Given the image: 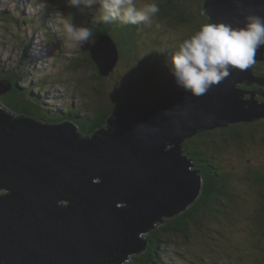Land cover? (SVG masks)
<instances>
[{
    "label": "water",
    "instance_id": "1",
    "mask_svg": "<svg viewBox=\"0 0 264 264\" xmlns=\"http://www.w3.org/2000/svg\"><path fill=\"white\" fill-rule=\"evenodd\" d=\"M203 11L207 23L240 27L248 14L264 16V0H206ZM91 55L103 76L120 59L108 34ZM262 55L264 46L253 61ZM254 83L264 86V76L251 63L200 96L172 84L163 95L119 103L87 136L69 120L0 106V264H123L145 250L143 233L187 210L203 190L184 141L264 117V89L241 86ZM11 88L0 81V94Z\"/></svg>",
    "mask_w": 264,
    "mask_h": 264
},
{
    "label": "rangeland",
    "instance_id": "2",
    "mask_svg": "<svg viewBox=\"0 0 264 264\" xmlns=\"http://www.w3.org/2000/svg\"><path fill=\"white\" fill-rule=\"evenodd\" d=\"M139 2L143 0H138ZM198 2L199 0H193V3L190 1V6L194 4L196 7ZM40 3L41 0H0V71L4 74L5 72L13 74V71L18 70L15 79L19 82L21 90H26L21 97L23 99L21 104H27L31 112L36 110L50 116V111L55 108L52 104L58 103L59 107L71 106L72 109L78 107L81 108L82 113L93 115L91 111L93 106L102 103L103 107L109 103L107 98L104 97L101 102L102 99L97 97L99 78L96 79L94 75V70L97 69L92 68L87 62L80 68L74 65L79 59L84 58L83 54L87 48H82L86 44L66 46L54 31V23L55 13L60 9L65 13H75L74 22L83 24L92 30L97 23L102 24L98 19L99 13L93 9L86 14H81L75 9L66 7L65 0H48V6L44 9L40 8ZM194 6L193 9L190 8L191 11L195 9ZM161 14L159 12L149 24L134 25L136 29L132 30L134 38L128 45V53L119 59L115 66L116 72L113 71L105 76L110 91L117 90L122 93V86L125 83L135 84L138 74H135L131 68L140 66L143 62L145 64L148 62V67L151 68L148 78L155 82L158 74L156 49L170 48L175 43L179 44L186 39L185 35L193 34L189 26L183 23L177 24L163 14V20L159 22L158 27H155L154 22ZM114 23H110L112 27ZM126 26L130 25L121 23L119 30L125 29ZM23 41L26 43L25 47L29 48L28 51L25 50ZM103 46L106 48V44ZM116 46L118 47L117 43ZM152 50L156 53L146 55L147 51L149 53ZM166 72L170 73L168 69ZM116 82L121 88L113 87ZM153 86L147 90H154L155 86L160 85L153 83ZM34 88L40 93L39 95L34 93L36 92ZM138 89V85L135 84L125 94L130 98L137 94L141 95L140 99L146 98L143 92L139 93ZM49 95L53 96L51 97L52 104L48 102ZM126 96L116 102H111L109 107L115 109L119 102L127 100L130 102ZM1 106L6 110L8 108L2 103ZM258 127L264 135V120H261L254 126L243 128L241 130L243 140L234 146L227 147L218 144L219 151L224 152L228 158L233 160L232 164L229 162L232 168L229 166L227 168L229 170L237 168L242 173V177L246 176L243 184H249L252 180L257 183V177L263 175L262 170L255 168V165L258 162L260 164L264 162V142L259 139L252 140L249 137L259 130ZM253 167L255 169L252 170L250 177L246 173ZM231 176L235 180L239 173ZM234 180L230 179L231 189L234 186ZM262 187L264 188V185ZM229 191L230 200L233 202L225 203V207L216 206L218 210L214 212V215L203 217L200 225L190 224L188 243L183 244L182 238L177 237V244H171L164 250L168 260L177 264H196L197 262L202 264H264V218L256 217V215L259 216L257 208L260 198L254 191H248L246 185L240 187L237 185L235 190ZM256 192L262 198L261 193ZM149 232L143 233V239L147 240L146 235ZM228 246L235 248V255L232 257L223 254L224 248Z\"/></svg>",
    "mask_w": 264,
    "mask_h": 264
},
{
    "label": "trees",
    "instance_id": "3",
    "mask_svg": "<svg viewBox=\"0 0 264 264\" xmlns=\"http://www.w3.org/2000/svg\"><path fill=\"white\" fill-rule=\"evenodd\" d=\"M190 1L193 3V0H156V2L159 4L161 9L160 13H162L163 16L168 17L170 20L175 21L177 24L183 23L189 26L192 29V32L194 33L195 31L199 30L201 25L207 23L209 19H208V15H206L203 11V7L206 0H199L198 6L196 7L194 6V4L190 6ZM193 6L195 7V9L191 11L190 8L193 9ZM162 14L154 22L155 27L156 26L158 27L159 22L163 20ZM114 24H113L114 26L112 27L110 23L109 24L97 23L95 25V28L94 29L92 28V30L95 37L94 40L98 39L103 34L110 35L113 38L114 42H116L118 45L120 59H121L125 56L126 53H128V45L134 38L132 35L133 33L132 30L136 28H134V25H130V26H126L125 29L119 30V26L121 25V22L117 20L116 23ZM186 36L187 38L189 37L188 35H185V37ZM95 42L96 41H94V43ZM94 43L92 44L89 43L83 46L82 49L87 48V50L83 54L84 58L79 59V61H77L74 64L75 66H77V68H80L87 62L92 66V68L95 67L97 69L94 70V75L96 76V79L99 78L97 97L99 99H102L100 100L101 102L104 100V97L105 99L107 98L109 101V103L103 107L101 106L102 103L98 104L97 106H93L91 108L92 109L91 111H93V115L82 113L81 108L79 109L78 107L72 109L71 106L59 107L60 105L58 103L52 104L53 99H51V97L53 96L51 95L48 96L49 97L48 102H51V104L55 108H53V110L50 111V116L41 114L36 110L34 112H31L30 110H28L27 104L25 105L21 104V101L23 100L21 97H23L26 90L22 91L19 82L15 79L17 78L16 75L18 74V70L13 71L14 72L13 74L10 72H5L4 74L1 73L0 71V79H6L12 83V88L10 91L6 92L5 94H0V106L1 103L6 105V107H8L7 110L15 116L26 115L35 119L41 118L43 120H46L47 122L60 121L62 123L64 121L71 120L80 126L81 134L86 136L89 133L94 134L100 127L104 125L108 116L112 114V112L118 107L119 103L121 102L116 104L115 109L110 108L109 104L111 102L118 101V99L122 98L123 96H126L125 93L129 88L133 87V85L137 84L139 88L138 89L139 93L143 92V95H145L146 97L143 99L149 100L152 97L163 95L165 93L166 88L169 85L176 84L172 75L170 73H167L166 71L167 69L169 70L171 54L176 48L175 44L178 43H175L170 48L156 49L158 53L156 62L158 64L157 71L159 75L157 74V80L155 82L148 78V73L150 74L151 72V68L148 67L149 65L148 62H146V64L143 62L140 64V66L137 67L132 66L131 70L133 69L135 74H138L137 75L138 78L135 80V84H130L132 82L125 83V85L122 86V91H123L122 93L117 90L116 91L109 90L107 86L108 80L106 79L105 76L101 75L99 69L97 68L98 66L93 61L91 55V47ZM25 45L26 43H24L23 41V46L25 50L28 51L29 48H26ZM153 53H156V51L152 50L149 53L147 51L146 55H152ZM260 57L262 59L253 61L252 66L254 68L255 73H257L260 76H264V55ZM113 71L116 72L115 68L113 69ZM153 83L158 84L160 86L159 87L155 86L154 90H147V88L154 87ZM241 86L243 89L249 92L256 90L254 86L250 87L246 84H243ZM261 86L262 85H260V87ZM113 87L121 88L120 86H118L117 82L116 84L113 85ZM35 91H36L34 92L35 94L37 95L40 94L37 92L36 89ZM137 95H133V97L131 98L126 96V98L130 99V102L140 101L142 99L139 98L141 97V95L138 96ZM245 97L249 99L251 95L247 94L245 95ZM259 100L261 101L263 100V98ZM29 101L33 103V101H31L30 99ZM56 101H58V98ZM124 103H128V100L125 101ZM33 104L35 105V107H37L35 103ZM15 112L17 113L22 112V113L17 114ZM261 120H264V117L254 119L253 121H249V122L243 121L239 123L236 122L237 124L232 123L227 127H220V128L200 131L197 134H195L193 137H190L186 141H184L183 149L185 154L190 155V158L192 160V163L195 165V168L198 169L204 176L203 190L200 196L197 198V200L193 202L192 205H190V207L187 210L172 217H164L159 222H157L154 229H152L146 235L148 241L145 250L135 254L133 257L131 256L130 258L126 259L123 262V264H126V262L127 264H177L176 262L170 261L166 258V253L164 250L171 244L174 243L177 244L178 242L177 237H181L183 244H187L189 241V234H190L189 225L190 224L200 225L204 219L203 217H208V216L212 217L214 215V212L218 210L216 206L225 207V203L227 204L229 202L232 203L233 201L230 200L231 193L229 190L231 191L233 189L235 190L237 185L239 187L242 185H246L248 186V191L252 190L256 193V195L260 198V203L257 208L259 216L256 215V217L259 219L264 218V188L262 187V185H264V162L263 164H260L258 162L255 165V168L262 170L263 173V175L257 177L256 180L257 183L254 180H252L251 183L249 182V184H243V179H245L246 176L244 175V177H242L241 176L242 173L239 172V169L237 168H236L237 170L235 168L229 170L227 166H229V168H232V166L229 165V162H231L232 164L233 160L228 158L227 155L224 154V152L221 153V151H219L218 149L219 147L218 144H223L224 146L232 147L235 144L241 142L243 140V135L241 133V130L248 126H254L256 122H260ZM258 129L259 130L254 132L255 134L249 137H251L252 140L259 139L261 142H264V135L259 127ZM245 138L246 136L244 137V139ZM255 168L254 167L250 168L246 174L251 177V172ZM238 173L239 176L234 180V177L231 175L234 174L235 176V174ZM231 178L235 181L233 183L234 186L232 187V189H231V185L229 184ZM256 191L261 193L262 198L259 194H257ZM231 247L233 249H231ZM234 249L235 248L233 246H228L227 248H224L223 254L232 257L233 255H235ZM196 264H202V263L197 262Z\"/></svg>",
    "mask_w": 264,
    "mask_h": 264
},
{
    "label": "clouds",
    "instance_id": "4",
    "mask_svg": "<svg viewBox=\"0 0 264 264\" xmlns=\"http://www.w3.org/2000/svg\"><path fill=\"white\" fill-rule=\"evenodd\" d=\"M48 6L41 0L40 8ZM65 6L81 14L95 9L100 22L126 25L149 24L160 12L156 0H65ZM75 13L58 9L54 31L68 47L94 43L93 31L74 22ZM264 46V16L248 14L244 24L205 23L179 43L171 54L169 71L178 88L193 96L205 94L222 82L233 68L246 69L258 48ZM71 121V120H69ZM74 123L73 121H71ZM127 264V262H126Z\"/></svg>",
    "mask_w": 264,
    "mask_h": 264
},
{
    "label": "flooded vegetation",
    "instance_id": "5",
    "mask_svg": "<svg viewBox=\"0 0 264 264\" xmlns=\"http://www.w3.org/2000/svg\"><path fill=\"white\" fill-rule=\"evenodd\" d=\"M255 74H257V73H255ZM257 75H258V74H257ZM257 85H259V84H258V83H254V84H251L250 87H251V86H252V87L254 86L256 89H259V88L264 89V86H261V87H260V85H259V86H257ZM257 96H258L259 99H262V98H263V96L260 95V94H258V93H257ZM70 122H71V121H70ZM71 123H72V122H71ZM105 123H106V122H105ZM105 123H104V124H105ZM87 135H92V133H91V134L89 133V134H87ZM87 135H86V136H87Z\"/></svg>",
    "mask_w": 264,
    "mask_h": 264
},
{
    "label": "bare ground",
    "instance_id": "6",
    "mask_svg": "<svg viewBox=\"0 0 264 264\" xmlns=\"http://www.w3.org/2000/svg\"><path fill=\"white\" fill-rule=\"evenodd\" d=\"M115 43V42H114ZM116 44V43H115ZM118 48V47H117Z\"/></svg>",
    "mask_w": 264,
    "mask_h": 264
}]
</instances>
